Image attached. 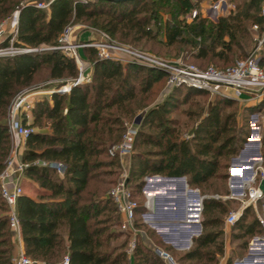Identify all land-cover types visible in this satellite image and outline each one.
Instances as JSON below:
<instances>
[{
    "label": "trees",
    "instance_id": "16d2710c",
    "mask_svg": "<svg viewBox=\"0 0 264 264\" xmlns=\"http://www.w3.org/2000/svg\"><path fill=\"white\" fill-rule=\"evenodd\" d=\"M33 1L0 0V20L15 7L19 8L12 43L25 49L0 55V173L10 154L8 106L13 97L30 88L41 69L47 70L48 79L52 82L51 89L73 80L77 74L74 59L56 48L59 37L74 20L87 21L119 41L154 40L162 28L167 45L188 44L197 47L195 56L199 58L217 57L223 61H229L232 46L240 50L239 40L248 36L240 26L242 20L264 27V19L259 14L261 0H245L244 3L235 4L228 15L219 17L215 23L208 22L197 11L191 22L181 17L191 7H197L200 0H51L46 10L33 6ZM160 10L168 13V17L162 18L163 25L157 20ZM186 35L190 38L186 39ZM8 40L4 39L0 46L7 45ZM83 49L95 52L94 47ZM103 61L107 60L94 62L90 81L73 85L64 93L52 91L48 97H39L32 103L31 125L40 123L44 118L49 121V126L46 131H35L31 125H24L31 131L20 154V160L25 163L22 173L36 181L39 188L36 197L21 193L15 202L23 254L31 259L27 264H57L64 255L68 258V264H126V241L110 244L118 233H107L103 225L106 219L96 220L101 212L111 209L119 217L115 203L108 197L107 190L97 187L86 189L92 180H97L99 173L96 170L100 166L115 167L116 162L119 163V157L110 156L107 148L109 140H112L110 137L114 133H117V137L123 129L122 118L119 115L107 116V111L115 107L126 112L125 104L135 98L138 90L130 72H122L119 61L110 60V65ZM128 64L142 69L141 64ZM143 67L148 72L144 77L146 87L141 89V93L149 89L150 72L159 70ZM192 92L208 94L194 88L171 87L161 106L164 108L176 103V98H180L181 94ZM231 100L215 95L204 119L192 128L191 140L165 141L166 136L175 130L161 126L158 121L154 123L153 113L161 107L146 111L143 116L145 123L141 125L148 120L147 127L156 130L150 133L137 126L126 178L131 194L139 195L144 178L154 174L185 177L188 186L195 187H201L211 179L225 182L230 159L239 152L248 136V131L242 125L234 137L230 134L233 116L223 117L222 106ZM22 120V124H25V117ZM137 144L153 149L134 152ZM101 155L107 159H98ZM260 155L264 168V137ZM51 162L61 163L62 171L57 172L50 167ZM107 172L100 173L112 174L110 169ZM100 182L114 185L116 178ZM223 193H227V187H224ZM144 201L145 198L138 201L134 210L133 222L137 223L136 226L143 223L138 219L146 211ZM223 204L220 200L207 197L203 200L202 212L208 213L214 207L223 208ZM7 211L8 206L0 195V264H15L11 255L12 229ZM248 215H252V219L244 223ZM212 220L217 222L216 219ZM208 223L205 221L203 225ZM232 225L242 229L244 236L263 234L259 218L251 205L243 207L242 214ZM218 233L204 232L194 237L193 246L185 251L184 258L202 257L205 254L202 250L216 240ZM217 250L220 253L222 248ZM207 254L208 261L216 264L217 259L211 253ZM131 255L133 264H164L162 258L139 239L135 241ZM226 264H231L229 259Z\"/></svg>",
    "mask_w": 264,
    "mask_h": 264
},
{
    "label": "rangeland",
    "instance_id": "374dc122",
    "mask_svg": "<svg viewBox=\"0 0 264 264\" xmlns=\"http://www.w3.org/2000/svg\"><path fill=\"white\" fill-rule=\"evenodd\" d=\"M37 1L48 2L50 0H34L33 2ZM244 1L245 0H200L197 7H191L188 12L185 15H181V17L183 16L187 22H191V20L194 18V16H191V13L193 10H196L197 12H200V14L204 16L208 22L215 23L219 17L228 15L230 10L234 9L235 4H241L244 3ZM18 13L19 8L15 7L8 16L0 20V23H3L4 26V36L0 38V45L4 39L9 38L7 44V46H9L15 38L17 20L15 21L14 15H16L18 19ZM159 13L160 14L157 17V20L159 23H161V25H163L162 18L164 19L168 17V13L165 10H160ZM240 23L241 28L245 30V33L248 36L246 39L241 38L239 40L241 49L239 50L235 45H233L232 51L230 52L229 61H223V59L217 57H214L213 59L199 58L195 56L197 53V47H190L188 44L175 43L172 45H167L164 41L162 28L160 29V33L158 34L157 38L154 40L142 39L138 42H130L121 40L119 41L115 38L109 37L99 29L91 26L87 21L74 20L71 22V24L68 26V28H70V40L77 44V46L73 48L74 53L78 56L79 60L82 62L83 66L86 67V69H91L94 66V62L98 60H107L103 61L106 65H110V60H117L121 63L122 72L129 71L133 76L132 79L136 83L138 91L135 95V98L125 104L126 109L124 110H126V112H123L120 109L116 110L115 107H112L107 111V116L112 117L119 115L122 118L123 126V129L118 132V138L116 137L117 133H114V136L112 135L110 137L112 140H109L108 144L111 145L113 143H118L121 140L127 125L130 124L134 125L136 131L137 126L139 125V129L146 132L155 133L156 129L147 127L148 120L146 121L147 123L145 125H141V123H145V118H143L144 113L150 110V108L154 107L162 108H160L159 111H154V123H157L158 121L161 126H168L170 129L175 130L174 133L166 136L165 141L178 139L191 140L192 128L199 120L204 119L206 113H208L211 108V104L214 101V96H210L209 93L206 94L204 92H192L187 95L181 94L180 98H176L178 100L176 103L166 105L163 108L161 104L167 92L169 91V86H167L168 74L163 69H160L152 64V66L148 65V61H146L145 58L143 59V57L137 56V54L143 53L152 56L156 60L160 59L162 61H182L185 63L194 64L200 68H205L210 65L222 68L224 66L231 65L236 60L242 59L250 54L259 56L261 62L264 63V27L260 28V26H257V28H253L254 23L248 20H242ZM184 37L186 39L190 38L187 35ZM97 41H109L114 44L122 45L126 47V49L128 48L133 50L136 55L131 54L130 52L132 51L128 52L111 48L107 51L112 53V58H100V47H98V45L94 47V53L83 49L84 47L93 46H81L83 43H97ZM71 57L74 59V56ZM128 62L141 64L142 66L140 67H142V69L130 66ZM143 66H149L153 68L155 67L160 71L157 70L150 72L151 83L149 85V89L147 92L141 93V89L146 87L144 77L148 72L147 70L143 69L145 68ZM78 72L79 70L77 68V74ZM77 74L75 77H77ZM50 81L51 80L48 79L47 70L41 69L36 74L33 85L30 88L18 92L9 103L8 123L11 119L10 108L12 103H14V101H16L20 95H26L27 97L25 103L19 109L14 110V113L15 117L20 121L21 124L23 117H25V124L23 125H31L33 120V117L30 114L32 103L39 97L42 98L49 96L51 93L49 90H52V82ZM263 97L264 96H262L259 101H249L243 99L237 100L230 98L232 99V102L230 101L222 106L223 117L225 115L233 116V121L230 123L232 130L230 131V134L233 135V137L237 134L236 130H238L240 125H242L245 131H248V136L245 139V142H243L242 147L234 157L242 154L245 144H247V142H249L251 139H255L254 141L257 143L256 154H260L261 142L264 137ZM155 113L157 116H155ZM48 122L49 121L47 119L42 118L40 123H37L34 126L31 125V128L35 131H46L49 126ZM116 138L118 139L117 142L115 141ZM8 140L10 143V154L5 165V168H8L9 171L6 185H8L7 187L9 189H19L20 194L22 193L23 195L36 197V194L39 191L36 181L24 176L22 173L23 170H20L19 168L21 163H23L20 160V154L22 152V148L25 145L26 139L22 136L10 134L9 132ZM148 149L153 148L148 145L144 146L137 144L134 152H144ZM130 154L123 156L122 158L119 157V163L117 161L115 167L100 166L96 170V172L99 173V176H97L98 178H96L97 180H92L88 184L86 190L97 187L101 190H107L108 192V190L115 184H103L100 181H108L116 178L117 182L120 176L119 174H121L124 169L128 173ZM252 157L253 156H250V159ZM98 159H107V157L105 155H101L98 157ZM257 161L259 162V159ZM230 165L231 163L229 162L228 178L225 182H221L218 179H211L202 184L201 187H195L188 186L187 182L185 181L186 185L182 183L184 191H182V195L180 197L177 196L179 193L176 192L170 194L172 190L171 187L173 186L172 182H168V179L163 178L162 175L154 174L146 177V179L144 178V185L142 186L141 193L139 195H132V192L129 189L130 197L132 200L138 202L143 198L146 200L147 195H152L153 193L154 198L149 199V209H147V211L141 215V218L138 219V222L143 223H139V226H136L137 223L135 224L133 222V230L129 232L121 230V214L119 213L118 217L117 212L112 209L109 212H101L97 216L96 220L103 221V219H106L103 225H105L107 233H118V237L111 239L110 244H118L122 241H126V264H133V256L129 251V245L131 240H134L135 244V241L138 239L148 247L152 248L154 253L162 258L164 264H213V262L208 261L209 254L207 253H211L217 259L215 261L216 264H226L228 259L231 264H249L250 260L252 259L262 260L260 264H264V255L259 254V251L262 249V247L264 248V230L263 234H255L251 237L244 236L242 229L234 228L232 224L226 223V216L230 212H237L238 216L242 214L244 204L239 200L243 199L245 201L246 199L245 196H243V192L246 191L245 186H242L241 190L239 191L240 193L237 196L236 194H231L229 192L231 184L229 175L231 169ZM115 168H117L118 171ZM109 169L111 170L110 173L112 174L102 175L100 173H108L107 171H109ZM114 171L116 172L114 173ZM250 177H246L243 182L250 179ZM156 178H159L160 180ZM183 178L185 180V177ZM154 179L159 181L155 183L154 188H150L149 190L147 186ZM160 184H162V188L160 187ZM166 187L168 189L164 190ZM224 187H227V193H223ZM188 189L192 191L188 193ZM161 196L165 197V205L162 206L163 210L159 208ZM207 197L222 201L224 203L222 206L223 208L214 207L208 213L202 212L203 200ZM229 198L235 199L232 200ZM183 199H186V204L181 205L179 202H177ZM12 211H14L15 215L17 216L15 205ZM7 212L9 215L11 210L8 208ZM212 219H216L217 222H214ZM251 219L252 215H248L244 220V223L249 222ZM205 221H208L209 223L204 226L203 224ZM161 227L165 228L161 229ZM170 229H185L188 230V232L183 234L184 237H180L173 235L174 232H172ZM204 232L219 233L214 242L204 247L202 251L205 254L202 257L192 259L184 258L185 251L193 246V238L203 234ZM11 238L13 242V249L11 252L13 262L15 264H20L19 258L21 256L28 258L23 254L21 236H17L16 232L11 230ZM217 248H222L220 253ZM28 259L31 260L30 258ZM61 261H59L57 264H60Z\"/></svg>",
    "mask_w": 264,
    "mask_h": 264
},
{
    "label": "built area",
    "instance_id": "2783aa9c",
    "mask_svg": "<svg viewBox=\"0 0 264 264\" xmlns=\"http://www.w3.org/2000/svg\"><path fill=\"white\" fill-rule=\"evenodd\" d=\"M51 1V0H50ZM37 1L33 2V6L40 9H47L49 2ZM196 10H193L191 16H195ZM259 14L264 19V0H261L259 7ZM15 21L17 16L14 15ZM17 22V21H16ZM3 23H0V38L4 35ZM253 28H257L254 24ZM16 29V28H15ZM70 28L66 27L61 36L59 37V44L56 48H60L65 52L66 55L74 56L76 66L79 70L77 77L73 80L60 85L56 89L49 90V92L55 91L59 93H64L69 90V88L78 83L90 81L92 68L86 69L82 62L79 60L78 56L74 53V49L77 44L70 40ZM104 35V34H103ZM106 36V35H105ZM62 37V38H61ZM76 44V45H75ZM88 45L99 48L100 58H112V53L107 50L111 48L120 49L122 51H132L131 54L136 55L133 50L126 49V47L118 44H114L109 41H97V43H83L81 46ZM25 49L22 47H15L12 43L9 46H0V55L14 54L21 52ZM137 56L145 58L148 61V65L156 66L163 69L168 74L167 86L177 87L182 86L186 88H194L199 90L207 91L210 96L219 95L225 98H232L237 100H249L256 101L260 100L264 95V63L261 62L259 56L255 54H250L245 58L236 60L233 64L219 68L212 65L205 68H200L194 64L185 63L182 61H162L160 59L156 60L152 56L138 53ZM152 64V65H151ZM26 95H20L14 103H12L11 119L8 123V131L10 134L22 136L26 139L31 129L20 123L15 117L14 110L19 109L26 100ZM14 115V116H13ZM136 134V128L134 125H127L125 132L122 135L121 140L118 143H113L108 146L107 151L110 156L117 155L122 158L123 156L129 155L132 152L133 141ZM262 159H259L258 171H255L250 179L243 182V186L246 187V191L243 192L245 196V201L242 200L244 206L247 204H254L258 200L264 199V191L260 190L258 185L259 181L264 178V168L261 166ZM49 166L55 168L57 172L62 171V165L59 162H51ZM25 163H21L19 166L20 170H23ZM9 176L8 168L0 173V195L5 200L8 208L11 210L9 214V225L12 231L16 232L17 236L20 237V227L18 223L17 216L15 215L14 205L18 195H20L19 189L8 188L7 178ZM148 177V176H147ZM127 172L125 169L121 172L118 181L113 187H111L107 195L115 203L117 210L121 214L122 220L120 221V228L123 231L133 230V219L134 210L138 206V202L134 201L130 197L129 188L126 185ZM146 179V177H145ZM151 195H147V201H144V206L149 209V199ZM145 211V212H146ZM237 212H230L226 216V223L233 224L238 215ZM143 215V214H142ZM259 222L264 230V219L259 217ZM134 247V240H131L129 245V251H132ZM13 260V259H12ZM30 260L24 256L19 258L20 264H27ZM60 264H68L67 256H64Z\"/></svg>",
    "mask_w": 264,
    "mask_h": 264
},
{
    "label": "crops",
    "instance_id": "0c3cea01",
    "mask_svg": "<svg viewBox=\"0 0 264 264\" xmlns=\"http://www.w3.org/2000/svg\"><path fill=\"white\" fill-rule=\"evenodd\" d=\"M254 140H252V139L249 140V142H247V144H245L242 154H240L237 157L231 158V161H230V163H231L230 168L231 169L229 168L230 169L229 175H230L231 184H230L229 192L231 194L232 193L236 194V196L239 195V193H240L239 191L241 190V188L243 186V181L246 179V177H250V175H252L255 171H258L257 167L259 166V162L257 160L260 158H257V154H256L257 143ZM250 156H253V157L250 159ZM162 177L167 178L168 180L167 179L166 180L168 182H172L173 186L171 187L172 190H171L170 194L173 192L174 193L176 192V193H179L177 196L180 197L182 195V191H184L182 181L178 179L180 177H168V176H162ZM156 179H159V178H156ZM156 179H154L153 181H151L148 184L147 188H149V190H150V188H154L155 183L160 180V179L159 180H156ZM160 187L162 188V184H160ZM167 189L168 188L166 187L164 190H167ZM187 192L189 193L190 191H187ZM151 198L152 199L154 198L153 193L151 195ZM164 199H165V197L161 196V199L159 202V205H160L159 208L161 210H163L162 206L165 205ZM229 199H232V198H229ZM233 199H235V198H233ZM242 200L243 199H241L239 201L242 202ZM177 202H179L181 205H184L187 203L186 199H183V200L177 201ZM247 205L252 206L254 214L256 217H258V218L260 217V218L264 219V199L258 200L254 204H247ZM163 228H165V227H161V229H163ZM170 230H172V232H174L173 235H177L180 237H184L183 234L188 232V230H185V229H183V230L170 229ZM259 254L264 255V248L263 247L259 251ZM261 262H262V260H256V259L253 260L252 259V260H250L249 264H260Z\"/></svg>",
    "mask_w": 264,
    "mask_h": 264
},
{
    "label": "water",
    "instance_id": "95a60500",
    "mask_svg": "<svg viewBox=\"0 0 264 264\" xmlns=\"http://www.w3.org/2000/svg\"><path fill=\"white\" fill-rule=\"evenodd\" d=\"M106 1H128V0H106ZM257 157L260 158V154H259V153H257ZM38 162H39V163H42L41 160H39ZM178 179L181 180L182 183H183L184 185H186L185 180H184L183 177H180V178H178ZM258 187H259L260 190L264 191V178H262V179L259 181V185H258ZM188 191L191 192L192 190H189V189H188Z\"/></svg>",
    "mask_w": 264,
    "mask_h": 264
},
{
    "label": "bare ground",
    "instance_id": "6f19581e",
    "mask_svg": "<svg viewBox=\"0 0 264 264\" xmlns=\"http://www.w3.org/2000/svg\"><path fill=\"white\" fill-rule=\"evenodd\" d=\"M256 135V134H255ZM170 227V226H169Z\"/></svg>",
    "mask_w": 264,
    "mask_h": 264
}]
</instances>
